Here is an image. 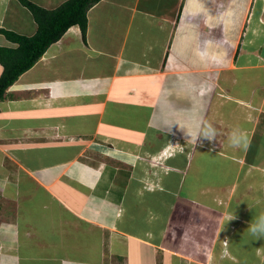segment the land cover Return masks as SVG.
<instances>
[{"label":"crops","instance_id":"1","mask_svg":"<svg viewBox=\"0 0 264 264\" xmlns=\"http://www.w3.org/2000/svg\"><path fill=\"white\" fill-rule=\"evenodd\" d=\"M261 215L264 0H100L0 100V264H264Z\"/></svg>","mask_w":264,"mask_h":264},{"label":"trees","instance_id":"2","mask_svg":"<svg viewBox=\"0 0 264 264\" xmlns=\"http://www.w3.org/2000/svg\"><path fill=\"white\" fill-rule=\"evenodd\" d=\"M100 0H66L53 9H44L22 0L30 9L36 24V32L31 36L2 30L3 34L17 44L14 48L0 47V100L6 89L20 74L33 66L50 44L56 42L66 30L78 25L83 37L87 27V11Z\"/></svg>","mask_w":264,"mask_h":264},{"label":"clouds","instance_id":"3","mask_svg":"<svg viewBox=\"0 0 264 264\" xmlns=\"http://www.w3.org/2000/svg\"><path fill=\"white\" fill-rule=\"evenodd\" d=\"M196 129L195 140L198 135L209 140H212L215 137V130L210 126L201 131L200 125H196ZM244 140V134L241 132V130L234 129L229 135L228 144L232 148H241L244 146ZM248 227L251 234L255 235L256 237L264 236V215L259 216L256 221Z\"/></svg>","mask_w":264,"mask_h":264},{"label":"rangeland","instance_id":"4","mask_svg":"<svg viewBox=\"0 0 264 264\" xmlns=\"http://www.w3.org/2000/svg\"><path fill=\"white\" fill-rule=\"evenodd\" d=\"M228 30H232V28H228ZM252 36V35H251ZM225 97H224V93H223V99H224ZM228 113V115H230L231 116V118H233V121H236L237 119L236 118H238V117H236L237 116V114H236V112L235 111H233V113L231 114V112H227ZM236 114V115H235ZM225 119H227V117H225ZM219 147V144L217 143L216 145H214V146H211V149L213 148V149H217V147ZM163 157L161 156L160 158H157L156 160L157 161H160V163L159 162H155V164H156V166L158 165L159 167H162V166H164L163 165ZM226 179H228V176L226 177ZM189 223L190 222H188V225H189ZM146 224V227L147 228H149L150 226H153V228H155L154 227V225H150L149 226V224L148 223H145ZM191 224V223H190ZM193 225V224H192ZM192 227V226H191ZM195 227V226H194ZM145 228V227H144ZM233 228V227H232ZM188 233H190V231H188ZM226 254V253H225ZM227 255V254H226ZM135 261H137V258L135 257V256H133L132 257V263H134ZM173 263L174 264H181V261H178L177 259H174L173 260Z\"/></svg>","mask_w":264,"mask_h":264},{"label":"built area","instance_id":"5","mask_svg":"<svg viewBox=\"0 0 264 264\" xmlns=\"http://www.w3.org/2000/svg\"><path fill=\"white\" fill-rule=\"evenodd\" d=\"M152 164H154V163H152Z\"/></svg>","mask_w":264,"mask_h":264}]
</instances>
